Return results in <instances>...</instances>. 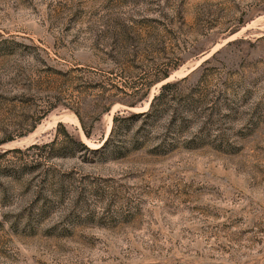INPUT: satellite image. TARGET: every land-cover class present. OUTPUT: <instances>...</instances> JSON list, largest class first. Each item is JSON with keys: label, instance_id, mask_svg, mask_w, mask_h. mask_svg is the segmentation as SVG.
<instances>
[{"label": "rangeland", "instance_id": "374dc122", "mask_svg": "<svg viewBox=\"0 0 264 264\" xmlns=\"http://www.w3.org/2000/svg\"><path fill=\"white\" fill-rule=\"evenodd\" d=\"M0 264H264V0H0Z\"/></svg>", "mask_w": 264, "mask_h": 264}, {"label": "trees", "instance_id": "16d2710c", "mask_svg": "<svg viewBox=\"0 0 264 264\" xmlns=\"http://www.w3.org/2000/svg\"><path fill=\"white\" fill-rule=\"evenodd\" d=\"M159 75H157L158 77L156 78V81L161 82L164 81L166 79L170 78L171 72L170 71H165V72H159ZM176 83L175 82H168L166 84H164L163 86H161L160 88V92L157 96L154 97L150 109L145 112V113H133V112H128V114H130V118L129 119H137L139 117L142 116H148L151 115L155 109V105L157 103V101L162 100L165 97V93L176 87ZM112 89H114V87H112ZM117 94H112L110 89H103V92L101 95L98 96L97 100H96V107L95 109L90 113V118H92L93 116H97L96 119L100 118L102 115H104L105 113H109L111 111V109L113 108V106L119 102V100L116 98ZM76 105L77 107L74 109V112L76 114V116L78 117L82 130L85 134V136L87 138H91V130L93 129V123L94 120H91L89 122H86L85 120V114H82V99L81 97H78L77 101H76ZM127 106H129L130 108H136L139 105L142 106V104H138V102H131V103H126ZM95 119V120H96ZM121 120V116L120 113H116V115L113 118V129L111 131V134L109 136V138L107 139V141L104 143V145L100 148V149H90L85 143H83L79 138H75L73 137L68 130L66 129V127L63 124H59L56 132L58 134H63L65 136V138L67 139V144L76 151H85L88 152L90 154H94V155H100V154H104L106 152V150L108 149V147H110L113 143V137L115 134V129L118 127V124Z\"/></svg>", "mask_w": 264, "mask_h": 264}]
</instances>
